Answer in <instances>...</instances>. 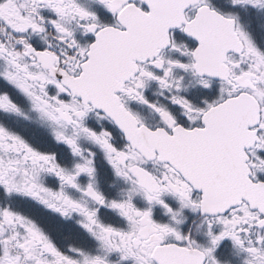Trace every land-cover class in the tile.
Listing matches in <instances>:
<instances>
[{
    "label": "snow or ice",
    "instance_id": "6c2138e0",
    "mask_svg": "<svg viewBox=\"0 0 264 264\" xmlns=\"http://www.w3.org/2000/svg\"><path fill=\"white\" fill-rule=\"evenodd\" d=\"M0 264H264V0H0Z\"/></svg>",
    "mask_w": 264,
    "mask_h": 264
}]
</instances>
